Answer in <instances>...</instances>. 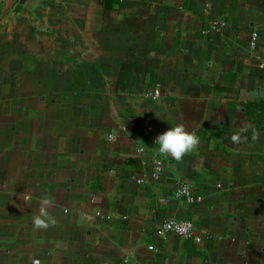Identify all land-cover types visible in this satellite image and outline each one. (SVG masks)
<instances>
[{
    "label": "crops",
    "instance_id": "1",
    "mask_svg": "<svg viewBox=\"0 0 264 264\" xmlns=\"http://www.w3.org/2000/svg\"><path fill=\"white\" fill-rule=\"evenodd\" d=\"M262 63L264 0H0V264H264ZM176 124L181 162L155 143Z\"/></svg>",
    "mask_w": 264,
    "mask_h": 264
},
{
    "label": "clouds",
    "instance_id": "2",
    "mask_svg": "<svg viewBox=\"0 0 264 264\" xmlns=\"http://www.w3.org/2000/svg\"><path fill=\"white\" fill-rule=\"evenodd\" d=\"M251 133V140L256 142L259 140L260 133L251 122L241 124L236 131L230 136L233 144H246L248 143ZM118 136L113 132L107 135L109 142L115 143ZM158 144V151L162 155L170 156L177 162H181L185 156L195 152L200 144V137L194 131H189L185 125L176 124L168 128L166 131L160 133L155 140ZM30 195L23 197L24 201H29ZM39 211L33 217V227L36 229L47 230L58 224L57 219L49 211L50 207L54 206V199L49 195H43L39 201Z\"/></svg>",
    "mask_w": 264,
    "mask_h": 264
},
{
    "label": "built area",
    "instance_id": "3",
    "mask_svg": "<svg viewBox=\"0 0 264 264\" xmlns=\"http://www.w3.org/2000/svg\"><path fill=\"white\" fill-rule=\"evenodd\" d=\"M225 23L221 20L213 21L207 28L203 30L204 34H210L211 32H221L224 28ZM258 34L257 32L253 33L252 36V44H255L257 41ZM264 67V63L261 64ZM150 96L159 97L161 95L160 86H156L152 91L148 93ZM149 119L147 120V124L149 123ZM162 162L157 161L153 176L157 178L159 173L162 171ZM139 182H143L144 179H139ZM176 195L179 197L185 198L188 202L194 203L199 202L200 199L194 195L192 192V188L190 184L183 180H178L176 183ZM158 235L164 236L169 233L177 234L184 238H191L196 241H199L200 238L194 235V225L190 220H179V219H169L164 220L157 230ZM35 264H39V261L36 260Z\"/></svg>",
    "mask_w": 264,
    "mask_h": 264
}]
</instances>
